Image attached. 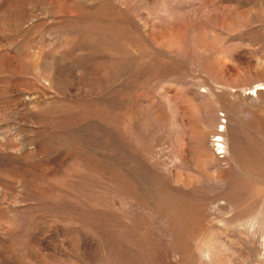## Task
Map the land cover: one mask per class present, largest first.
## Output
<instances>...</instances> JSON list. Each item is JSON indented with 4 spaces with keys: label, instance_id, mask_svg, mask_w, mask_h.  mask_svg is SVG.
Listing matches in <instances>:
<instances>
[{
    "label": "rangeland",
    "instance_id": "rangeland-1",
    "mask_svg": "<svg viewBox=\"0 0 264 264\" xmlns=\"http://www.w3.org/2000/svg\"><path fill=\"white\" fill-rule=\"evenodd\" d=\"M0 264H264V0H0Z\"/></svg>",
    "mask_w": 264,
    "mask_h": 264
}]
</instances>
